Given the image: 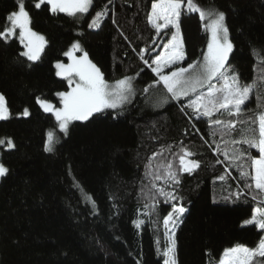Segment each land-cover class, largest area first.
Here are the masks:
<instances>
[{"label":"trees","instance_id":"16d2710c","mask_svg":"<svg viewBox=\"0 0 264 264\" xmlns=\"http://www.w3.org/2000/svg\"><path fill=\"white\" fill-rule=\"evenodd\" d=\"M37 2L25 0V8L33 31L47 41L40 60L20 56L24 48L17 37L0 38V93L10 112L7 120H0V139L10 138L15 145H0V162L8 168L0 177V264H163L162 223L173 203L187 209L175 233L176 264H217L226 247L237 242L254 247L263 231L243 225L257 206L244 189L250 181L241 178L222 152L213 151V140L219 142L221 136H209L208 118L184 108L187 98L153 106L167 95L162 84L142 92L157 77L140 59V49L151 63L159 53L155 46H161V36L147 21L153 0H93L89 12L77 16L52 13L46 4L37 9ZM195 2L225 13L234 45L229 66L242 83L251 82L257 63L252 50H264V0ZM16 7L15 0H0V31ZM105 7L100 26L89 28L96 12ZM180 31L186 53L180 66L186 67L201 58L207 32L199 15L187 12L181 16ZM75 41L106 80L134 75L136 94L121 108L71 123L65 135L36 100L59 106L56 94L69 87L56 75L54 63L67 61L64 53ZM256 103L254 92L242 108L246 112ZM25 108L28 116L22 115ZM215 118L226 119L227 114ZM53 129L59 140L47 152L46 133ZM238 137L236 132L223 139ZM181 146L195 154L190 159L200 161V167L180 173L175 187L157 181L177 196L174 202L166 201L151 188L145 165L165 147L153 164L172 161L178 168L173 153ZM241 147L259 155L257 149ZM239 189L249 194L237 200L232 194ZM134 221L143 223L137 227Z\"/></svg>","mask_w":264,"mask_h":264},{"label":"snow or ice","instance_id":"6c2138e0","mask_svg":"<svg viewBox=\"0 0 264 264\" xmlns=\"http://www.w3.org/2000/svg\"><path fill=\"white\" fill-rule=\"evenodd\" d=\"M15 2L16 10L11 11L6 17L11 26H5L4 30L0 31V38L7 40L13 37L18 29V39L24 48L19 55L30 62H36L40 60L47 41L43 35L31 28L32 20L29 12L26 11L25 0H15ZM44 4L49 6V11L52 13L77 16V14L88 13L93 0H38L35 8L39 9ZM185 12L198 14L203 28L208 33L207 49L203 52L202 59L188 63L186 67L180 66L186 56L180 31V19ZM106 14V7L97 11L88 27L98 28ZM147 21L157 34H160L162 30L165 32L161 38L167 42L162 45L159 54L151 59V63L145 59L146 50L140 49V59L157 77L142 89V92L148 93L162 84L167 95L157 99L153 106H160L169 99L179 100L183 97L188 99L184 108L190 109L192 115L208 118L209 136L215 137L217 134L221 136L219 142L213 140L216 144L213 151L222 152L225 160L239 170L241 178L250 181L244 184V189H248L252 193V200L257 202V206L252 209L251 217L244 220L243 225H254L258 231H264V50H252L257 61L254 65L256 75L251 82L242 83L239 74L228 63L234 45L229 37V28L223 11L215 7L203 8L195 0H153L151 10L147 14ZM171 29L175 31H172L171 38H168L167 31ZM76 51L83 52L78 42L73 43L64 53L71 63L64 64L60 61L55 63L56 75L67 79L69 85L68 91L56 94L60 98L61 106L56 107L40 97L36 100L44 112L51 113L55 117L60 131L65 135L73 121H89L94 114L106 109L121 108L131 103L132 97L136 94L133 77L124 76L109 82L105 79L102 70L89 59L87 52L76 56L74 54ZM165 69L169 71L165 72ZM254 92L256 108L245 112L242 106L249 101L250 95ZM29 114V110L25 108L22 115ZM225 114H227L226 119L215 118ZM9 116L6 98L0 93V120H7ZM236 132H239L238 138L223 139L225 136L232 137ZM6 142L8 148L15 147L10 138ZM57 143L58 138L55 132L49 130L46 134L44 150L52 152ZM3 144L5 140L0 139V145ZM205 144H208L207 140ZM241 145L257 149L259 155L252 156ZM165 150V147H162L159 152H154L148 157L145 175L151 177L152 189H155L166 201L174 202L177 200L174 192L167 191L156 182L163 180L165 184L175 187L180 183L179 174L191 173L200 167V161L190 159L195 154L186 146H181L178 154L173 153L178 156V168H174L172 161L153 164V160ZM7 172L8 168L0 163V177ZM218 179L223 181L225 177L220 176ZM248 194L243 189H239L232 195L238 200ZM144 207L148 208L149 205L145 204ZM152 207L154 208L155 205L153 204ZM186 211L187 209L183 206L173 203L172 211L164 216L165 229L167 230L169 225H173V229L168 246L163 252V264H176L174 227ZM134 223L139 227L143 221H134ZM218 264H264V235H260L254 247L237 242L224 248Z\"/></svg>","mask_w":264,"mask_h":264},{"label":"rangeland","instance_id":"374dc122","mask_svg":"<svg viewBox=\"0 0 264 264\" xmlns=\"http://www.w3.org/2000/svg\"><path fill=\"white\" fill-rule=\"evenodd\" d=\"M201 7H203V6H201ZM203 8H208V7H203ZM7 26H11L10 25V22L8 21V24H7ZM31 26V25H30ZM172 31H175V29H171V30H169V31H167V36H168V38H171V33H172ZM40 34V33H39ZM164 34H165V32L162 30V32L159 34L161 37H163L164 36ZM18 36H19V30L17 29L16 30V33H15V35L13 36V37H17L18 38ZM13 37H11V38H13ZM207 39H208V33H207ZM161 46H160V48H159V51L158 52H160L161 50H162V45L164 44V43H166L167 42V40H165V39H162L161 38ZM76 42H78V41H75V42H73V43H76ZM207 42H208V40H207ZM72 43V44H73ZM79 43V42H78ZM71 44V45H72ZM80 44V43H79ZM81 46V48L83 49V47H82V45H80ZM71 47V46H70ZM206 49H207V43H206V45H205V47H204V51H206ZM68 50H69V48H68ZM67 50V51H68ZM24 51V50H23ZM66 51V52H67ZM83 52H85L84 51V49H83ZM83 52H81V51H76L74 54L76 55V56H80V55H82L83 54ZM159 53H157L156 55H158ZM154 58V57H153ZM200 59H202V56H201V58ZM57 62V61H56ZM55 62V63H56ZM60 62H62V63H64V64H68V63H71V61H70V59H69V57H67V61H64V60H61ZM55 63H54V68H55ZM166 70V69H165ZM55 72H56V68H55ZM127 76H130V77H133L134 79H135V76L134 75H127ZM59 77V76H58ZM59 78H63V77H59ZM122 78V77H121ZM120 79V78H119ZM67 80V79H66ZM67 82H68V80H67ZM109 82H113V81H109ZM134 82V81H133ZM214 82V81H213ZM74 86V85H73ZM68 87H69V85H68ZM136 88V87H135ZM69 89V88H68ZM68 91V90H67ZM135 96V95H134ZM134 96L132 97V100L134 99ZM59 98V97H58ZM183 98V97H182ZM182 98H180V99H182ZM59 101H60V98H59ZM48 102H50V103H52L54 106H55V104H54V102H51V101H48ZM40 106V105H39ZM61 106V104H59V106H56V107H60ZM41 108V107H40ZM107 110V109H106ZM73 122H75V121H73ZM72 122V123H73ZM57 129L60 131V129H59V127H58V125H57ZM52 131H54L55 132V130L53 129ZM61 132V131H60ZM61 133H63V132H61ZM47 134V133H46ZM64 134V133H63ZM56 137L58 138V136H57V134H56ZM5 141H7V139H4ZM58 140H59V138H58ZM55 147V146H54ZM1 163V162H0ZM250 218V217H249ZM248 218V219H249ZM180 222V220L177 222V224L175 225V227H174V233H176V229H177V225H178V223ZM162 228H163V230H164V239H165V241H166V247L168 246V243H169V238H170V236H171V231H172V229H173V225H169L168 226V229L166 230L165 229V226H164V222L162 223ZM262 235H264V231H263V234ZM217 264H218V262H217Z\"/></svg>","mask_w":264,"mask_h":264}]
</instances>
